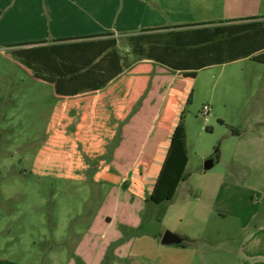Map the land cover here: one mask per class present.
<instances>
[{
    "label": "rangeland",
    "instance_id": "rangeland-1",
    "mask_svg": "<svg viewBox=\"0 0 264 264\" xmlns=\"http://www.w3.org/2000/svg\"><path fill=\"white\" fill-rule=\"evenodd\" d=\"M12 51L0 45L2 264H65L108 196L145 201L144 242L169 230L196 245L207 264L264 260L251 258L248 245L240 253L264 227V63L244 58L168 71L172 80L157 84L150 73L132 88L123 79L118 102L110 92L95 102L91 94L59 99ZM184 108L182 146L176 127ZM184 153L185 177L173 198L148 201L167 193ZM208 159L215 163L204 170ZM174 246L162 245L161 256L173 259L165 250Z\"/></svg>",
    "mask_w": 264,
    "mask_h": 264
},
{
    "label": "crops",
    "instance_id": "crops-1",
    "mask_svg": "<svg viewBox=\"0 0 264 264\" xmlns=\"http://www.w3.org/2000/svg\"><path fill=\"white\" fill-rule=\"evenodd\" d=\"M250 17L264 19V0H0V45L3 44L13 50L15 47L9 46L14 44L12 42L43 41V43L27 45L36 46L67 38L73 41L85 40L104 33H112L119 44L128 42V36L146 29L175 25H208L209 22L228 23L231 20L239 21ZM118 44L117 49L121 54L129 51V44L123 51L119 50ZM220 64L226 63L213 65ZM168 71L177 73L196 70H173L153 60L141 59L125 68L99 90L85 91L76 95H58L56 92L55 94L62 100L86 98L91 94L95 98L94 101L98 102L101 94L110 92L112 102H118L113 96L116 89H123V86H120L121 83L125 84L122 82L123 79H129L127 85L130 88L138 78L143 79L146 76L149 79L150 73L156 84L162 79L170 82L172 77L166 79L165 76ZM30 73L33 75L32 72ZM167 89H172L169 83ZM121 92L116 96L119 97ZM150 92L158 100L160 97L158 89L153 88ZM166 93L169 97L167 91ZM91 102L92 100L88 101L90 105ZM143 111L144 106L133 115L131 120L140 116ZM126 132L127 130L124 129V135L127 134ZM145 205L144 200L133 196H129L125 203L108 196L72 253L79 256L85 264H99L109 245L122 239L112 249L114 259L109 264L208 263L206 254L197 252V246L190 245L188 241L178 245L168 244L175 245V248L165 250V254L176 255L171 259L161 256L163 244L156 237H152L147 242L141 240L142 236L148 235L139 231ZM106 207L109 209L105 210ZM263 231L264 227L258 226L248 240L240 245V253L244 252L243 245H248L251 258L257 256L264 258V236L258 240ZM146 249L153 250L158 255L154 256L155 253L153 257L147 255ZM70 254L65 264H75ZM178 255L184 258L181 259ZM254 263L264 264V260L256 259ZM0 264H2L1 260Z\"/></svg>",
    "mask_w": 264,
    "mask_h": 264
},
{
    "label": "trees",
    "instance_id": "trees-1",
    "mask_svg": "<svg viewBox=\"0 0 264 264\" xmlns=\"http://www.w3.org/2000/svg\"><path fill=\"white\" fill-rule=\"evenodd\" d=\"M207 24L166 26L132 34L127 38L129 51L125 54L118 51V41L112 33L85 40L67 38L36 46L27 45L43 41L9 46L15 47L12 51L14 56L32 71L34 77L52 83L58 95L99 90L141 59H150L180 71L199 70L246 57L264 63V19L250 17L228 23ZM189 103L190 97L186 100V104ZM184 112L185 108L176 127L182 146L185 142L182 128ZM185 160L184 153L172 183L171 177L167 178V193H154L148 201L160 203L173 198L185 177ZM121 241L119 239L109 245L99 264H109L114 259L112 249ZM70 256L75 264H85L79 256L73 253Z\"/></svg>",
    "mask_w": 264,
    "mask_h": 264
},
{
    "label": "water",
    "instance_id": "water-1",
    "mask_svg": "<svg viewBox=\"0 0 264 264\" xmlns=\"http://www.w3.org/2000/svg\"><path fill=\"white\" fill-rule=\"evenodd\" d=\"M215 161L214 159H208L205 161L204 163V170H208L209 168H211L214 165ZM184 241V238L180 235H178L175 232L166 230L162 235H161V239L160 242L163 245H168V244H181Z\"/></svg>",
    "mask_w": 264,
    "mask_h": 264
},
{
    "label": "built area",
    "instance_id": "built-area-1",
    "mask_svg": "<svg viewBox=\"0 0 264 264\" xmlns=\"http://www.w3.org/2000/svg\"><path fill=\"white\" fill-rule=\"evenodd\" d=\"M208 113H209V106L205 104L202 107L201 114L206 116L208 115Z\"/></svg>",
    "mask_w": 264,
    "mask_h": 264
}]
</instances>
